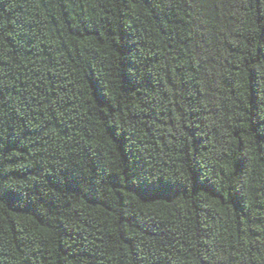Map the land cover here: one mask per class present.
<instances>
[{
  "label": "trees",
  "instance_id": "16d2710c",
  "mask_svg": "<svg viewBox=\"0 0 264 264\" xmlns=\"http://www.w3.org/2000/svg\"><path fill=\"white\" fill-rule=\"evenodd\" d=\"M0 264H264V0H0Z\"/></svg>",
  "mask_w": 264,
  "mask_h": 264
}]
</instances>
